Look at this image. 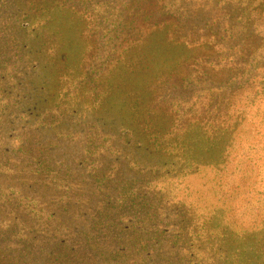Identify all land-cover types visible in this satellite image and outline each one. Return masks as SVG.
Instances as JSON below:
<instances>
[{"label":"rangeland","instance_id":"rangeland-1","mask_svg":"<svg viewBox=\"0 0 264 264\" xmlns=\"http://www.w3.org/2000/svg\"><path fill=\"white\" fill-rule=\"evenodd\" d=\"M263 113L264 0H0V264H264Z\"/></svg>","mask_w":264,"mask_h":264},{"label":"trees","instance_id":"trees-1","mask_svg":"<svg viewBox=\"0 0 264 264\" xmlns=\"http://www.w3.org/2000/svg\"><path fill=\"white\" fill-rule=\"evenodd\" d=\"M253 123V125L255 126L256 125V128L258 127V128H260L259 130H260V132H261V136H260V138L258 139V140H256L254 143L253 142H250L249 144H250V146H252V145H254L255 143H257L258 145H260V146H257V148H258V150L260 151V154L259 155H261V154H264V134H262L263 132H264V113H263V115H261V117H259L258 118V120L257 121H255V122H252ZM255 131V130H254ZM246 142V141H245ZM252 160H254V161H256L255 163H257V161H259L260 160V158H253L252 157ZM216 177H222V175H223V173H222V170H220V169H217L216 170ZM241 177L243 178V179H246L247 177H248V175H245L244 173L241 175ZM255 177V176H254ZM251 184L252 183H250V185L249 186H247V187H244L243 188V186H241V187H237V189L227 198L228 199V201H230L231 203H233V202H235V201H237V199L238 200H240V201H244L245 200V198L244 197H246V196H239V195H241V194H243V193H246V190L251 186ZM218 192H221V187L219 188V190H218ZM262 194L263 193H259V195L260 196H262ZM231 203L230 204H228V207H230L231 206Z\"/></svg>","mask_w":264,"mask_h":264}]
</instances>
